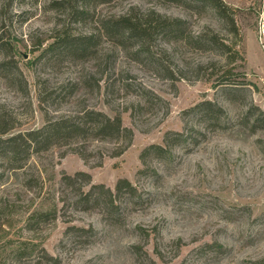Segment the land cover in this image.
<instances>
[{"label": "rangeland", "instance_id": "rangeland-1", "mask_svg": "<svg viewBox=\"0 0 264 264\" xmlns=\"http://www.w3.org/2000/svg\"><path fill=\"white\" fill-rule=\"evenodd\" d=\"M55 1L65 0H0V8H10L4 23L0 13V35L14 46L18 62L12 71L0 67V115L14 118L13 132L19 133L41 128L44 110L59 118L94 109L120 115L132 140L120 157L111 155L115 142L96 141L88 163L67 147H55L30 157L23 169L7 172L0 181V264H249L264 259V122L253 133L246 119L249 111L264 114V0H221L238 36L206 0H87L91 17L73 25L76 33H97L101 20L131 7L184 23L182 36L151 44L163 66L144 57L134 60L103 40L105 72L103 58L85 62L49 54L39 60L41 52L34 53L31 42L50 39L61 20L48 9ZM214 35L231 47L235 63L229 64L220 42L208 41ZM96 70L101 71L99 92L93 84L76 86ZM220 80L234 85L219 86ZM41 89L48 97L44 104ZM206 100L225 111L224 128L206 130L199 146L177 145L165 159L152 153L141 159L149 146L165 144L168 134L185 133L189 126L204 130L207 123H197L190 110ZM78 172L112 190L126 179L137 193L121 198L111 213L80 211L77 186L66 188L61 181ZM47 212L48 219L36 217ZM215 242L226 252L205 251V244ZM136 245L143 246L146 257L135 253Z\"/></svg>", "mask_w": 264, "mask_h": 264}, {"label": "trees", "instance_id": "trees-1", "mask_svg": "<svg viewBox=\"0 0 264 264\" xmlns=\"http://www.w3.org/2000/svg\"><path fill=\"white\" fill-rule=\"evenodd\" d=\"M86 1H55L48 5V9L54 11L58 19L61 20L57 21L50 39L43 38L34 43L31 42L34 53L41 52L39 60L46 58L49 54H58L85 62L88 60L103 61L101 58H106V55L100 53V45L105 40L110 42L113 47L128 52L134 60L140 62V57H144L150 62L149 64L163 66V59L153 52L151 44L156 40L166 41L180 37L184 32V23L180 19L163 16L155 10L144 12L138 7H131L124 14L101 20L99 28L96 29L97 33H76L72 28L73 25L84 23L91 17ZM206 1L217 9L219 15L226 21L229 31L238 36L239 30L235 20L232 15L228 14L229 12L224 8L221 0ZM9 9L8 4L0 8V13L4 15L3 23L9 18L10 13H6ZM208 41L216 44L220 42L221 50L229 58V64L235 63L236 55L232 56L230 46L219 41L216 35ZM0 51L3 55L0 67H9L11 71L13 67L17 68L16 50L14 46L3 40V34L0 35ZM106 60L108 61V58ZM106 60L104 59V72L108 68ZM100 72L96 70L89 72L88 75L85 74L76 86L84 85L83 89H89L93 84L96 87L95 90L99 92L100 80L97 76ZM225 73L228 74L230 71H225ZM167 75L172 77L170 72ZM224 83L225 81L220 80L218 84L222 86ZM225 84L234 85L233 83ZM46 95L47 93L42 89L39 90L41 104L47 103ZM190 111L195 115L197 123H207L206 128L201 130L194 126H187L185 133H174L173 136L168 134L164 139L165 144L151 145L143 151L141 154L143 161H146L145 159L151 153L157 159H165L171 156V150L177 145L199 146L206 141L208 130L221 129L225 126L223 122L225 111L211 101H203ZM256 111L259 115L251 114L252 111H249L246 116L248 123H251L253 133L256 131L258 123L264 122V114L259 109ZM251 115L256 119L253 120ZM44 117L45 123L41 128L14 133L15 119L7 115H0V181L4 179L7 172L23 169L33 155L46 153L55 147H67L85 163H88L94 157V153L90 150L93 142H115L116 147L111 154L112 157L122 156L131 144L133 133L123 125L120 115L110 117L101 111L84 109L71 116L53 118L44 110ZM61 181L66 188L71 189L77 186L78 200L76 203L80 205V211L83 212L102 208L105 213H111L121 204V198L137 193V189L126 179H120L112 190L103 184H92L91 176L85 172H78L74 176L63 175ZM85 187H89V189L85 191ZM50 215L48 212L39 213L36 217L48 219ZM71 229L78 232L87 231L85 228L75 226H71ZM88 230L93 231L92 228ZM143 236L148 239L150 234H143ZM133 248L136 254L142 252L146 257L147 252L143 250L142 245H136ZM204 248L205 251H215L220 254L226 252V249L217 242L205 244ZM249 264H264V259L249 262Z\"/></svg>", "mask_w": 264, "mask_h": 264}]
</instances>
